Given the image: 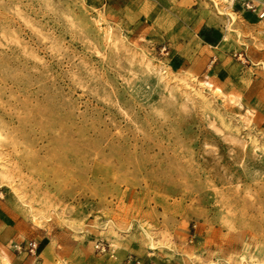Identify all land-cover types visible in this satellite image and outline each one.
I'll return each instance as SVG.
<instances>
[{
    "label": "rangeland",
    "instance_id": "374dc122",
    "mask_svg": "<svg viewBox=\"0 0 264 264\" xmlns=\"http://www.w3.org/2000/svg\"><path fill=\"white\" fill-rule=\"evenodd\" d=\"M263 12L0 0V209L21 239L52 264H264Z\"/></svg>",
    "mask_w": 264,
    "mask_h": 264
},
{
    "label": "crops",
    "instance_id": "0c3cea01",
    "mask_svg": "<svg viewBox=\"0 0 264 264\" xmlns=\"http://www.w3.org/2000/svg\"><path fill=\"white\" fill-rule=\"evenodd\" d=\"M23 242L25 241L21 239L19 230L12 225L11 215L0 209V264H52L47 258L42 257L48 247L46 244L39 243L41 252L37 256L27 251H17L15 244Z\"/></svg>",
    "mask_w": 264,
    "mask_h": 264
},
{
    "label": "built area",
    "instance_id": "2783aa9c",
    "mask_svg": "<svg viewBox=\"0 0 264 264\" xmlns=\"http://www.w3.org/2000/svg\"><path fill=\"white\" fill-rule=\"evenodd\" d=\"M253 7V6H251ZM262 16H264V12L262 13ZM15 248L17 251L22 252V251H27L28 253L32 255H37L39 251V242L36 239H32L30 241H27L25 243H17L15 244ZM96 248L103 253H111L113 256V250L112 246L109 243H104L103 241H100L96 244ZM136 264H143L141 260L136 259ZM148 264H153V263H148Z\"/></svg>",
    "mask_w": 264,
    "mask_h": 264
}]
</instances>
